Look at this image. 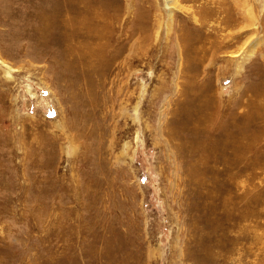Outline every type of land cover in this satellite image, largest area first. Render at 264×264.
<instances>
[{"label":"rangeland","instance_id":"obj_1","mask_svg":"<svg viewBox=\"0 0 264 264\" xmlns=\"http://www.w3.org/2000/svg\"><path fill=\"white\" fill-rule=\"evenodd\" d=\"M148 1L0 0V264H264V0Z\"/></svg>","mask_w":264,"mask_h":264},{"label":"bare ground","instance_id":"obj_2","mask_svg":"<svg viewBox=\"0 0 264 264\" xmlns=\"http://www.w3.org/2000/svg\"><path fill=\"white\" fill-rule=\"evenodd\" d=\"M144 2H147V3H149V1L148 0H143ZM165 1V7L169 10L168 11V17H169V19H171V11L174 9V8H178V4H177V1L176 0H164ZM220 1V0H219ZM224 1V0H223ZM154 3V2H153ZM155 4V3H154ZM228 4V3H227ZM131 4H129L128 3V5L126 6V9H125V13H129L130 12V8H131V6H130ZM215 5V4H214ZM217 5V4H216ZM221 5V4H220ZM225 5H226V3H225ZM228 6H229V4H228ZM152 7V6H151ZM216 7V6H215ZM221 7V6H220ZM231 7V6H230ZM233 7H234V5H233ZM199 8V7H198ZM202 8H205V7H202ZM218 8V7H217ZM245 8H246V6H245ZM181 9H182V7H181ZM204 10V9H203ZM222 10V9H221ZM246 11H247V9H246ZM222 12H223V10H222ZM115 13H116V18H118L119 16H120V14H119V12H116L115 11ZM186 13V12H185ZM249 13V12H248ZM187 14V13H186ZM190 14V13H189ZM43 15V14H42ZM191 15V14H190ZM191 18V17H190ZM156 20H158V23L160 24V18H158V19H156ZM194 20L196 21V17L194 16ZM193 20V21H194ZM185 21V20H184ZM199 21V20H198ZM187 22H188V20H187ZM190 22V21H189ZM192 23V22H191ZM180 26V25H179ZM0 66L1 67H3V69H5V71L6 72H8L10 69H11V66L8 64V63H6L1 57H0ZM12 70V69H11Z\"/></svg>","mask_w":264,"mask_h":264}]
</instances>
